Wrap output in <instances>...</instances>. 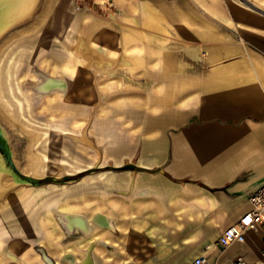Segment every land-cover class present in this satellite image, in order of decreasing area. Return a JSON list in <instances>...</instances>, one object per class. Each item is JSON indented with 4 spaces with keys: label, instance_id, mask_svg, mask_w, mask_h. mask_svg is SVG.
I'll return each instance as SVG.
<instances>
[{
    "label": "crops",
    "instance_id": "crops-1",
    "mask_svg": "<svg viewBox=\"0 0 264 264\" xmlns=\"http://www.w3.org/2000/svg\"><path fill=\"white\" fill-rule=\"evenodd\" d=\"M53 1L43 0L41 10L47 18ZM125 1L128 9L143 12L142 25L173 28L175 49L179 44L197 46L188 58L175 49L152 57L155 44L150 38L144 44L145 53L134 56L135 47L128 45L134 34H120L121 49L133 53L128 58L143 63L136 67L142 70L140 75L133 71L135 67L128 68V72L144 76L145 100L142 109L135 111L142 118L133 116L139 126L127 132L125 148L118 152L111 148L116 169L110 178L100 181L93 175L79 182V196L88 189L110 188L101 206L97 201L89 216L81 209L70 212L61 207L88 222L87 228L72 232L95 237L93 254L86 248L71 264H187L199 254L227 264L237 255L249 264H264V220L257 229L246 232L242 243L222 251L216 245L224 229L250 208L249 197L264 182V0ZM114 2L125 6L124 0ZM64 11V6L59 7L53 20L59 23ZM89 16L71 15L80 34L76 45L91 39L101 27L95 19L84 24ZM129 20L136 22L134 17ZM83 47L77 49L81 54ZM80 57L72 59L79 61ZM152 58L159 59L158 63L152 65ZM63 59L58 77L41 76L31 90L39 94L57 90L64 97L60 105L81 114L80 96L76 94L72 102L68 93L70 87L80 92L84 81L74 78L69 84L64 74L72 59ZM96 61L87 67L100 70ZM45 85H49L45 92L34 90ZM71 120H63L66 135L72 133L66 131ZM98 123L100 127L92 131L97 134L95 141L99 143L101 137L113 144L114 121L105 118ZM74 133L79 140H86L82 128ZM73 143V147L81 145ZM62 144L70 143L65 140ZM38 203L45 205L47 212L41 213L46 223L36 228L51 235L48 227L53 225L51 211L57 201L47 196ZM100 216L106 224L98 221ZM5 259L0 264H11L10 259L20 263L17 257Z\"/></svg>",
    "mask_w": 264,
    "mask_h": 264
},
{
    "label": "rangeland",
    "instance_id": "rangeland-1",
    "mask_svg": "<svg viewBox=\"0 0 264 264\" xmlns=\"http://www.w3.org/2000/svg\"><path fill=\"white\" fill-rule=\"evenodd\" d=\"M126 2L124 0L125 6H121L114 0H54L47 18V13L41 10L43 0H35L25 9L17 11L15 22H8L0 30V164H7L8 159L18 175L36 182L33 185L16 181L18 183L6 195V199L12 197L17 189L26 188L40 190L39 195L51 196L57 201L51 211L53 225L48 227L52 229L51 235L40 228L27 231L17 225V220L6 224L7 229L0 235L5 241L0 246L2 262L8 256L17 257L19 264H71V260L79 258L86 248L93 254L95 237L77 231L66 232L57 214L64 211L61 207L65 206L67 211L79 212L81 209L89 216L95 211L97 201L101 206L110 188L96 192L88 189L79 196V182L93 175L100 181L110 178L111 172L116 169L111 162V148H115L116 152L121 147L125 148L127 132L139 126L134 124L133 118H142V114L135 111L142 109L145 100L144 76H137L142 70L136 69L143 63L128 58L133 53L121 49L119 36L129 32L134 34L135 38L128 39V45L135 47L134 56L145 53L144 44L150 38L155 44L152 57H158L159 51H174L176 46L173 28L156 29L142 25L140 17L143 12L128 9ZM61 6L65 7V11L58 23L53 20V14ZM82 13L91 14L85 17L84 24L95 19L101 23V27L94 30L91 39L83 42L85 51L81 54L77 49L81 50L83 44L74 43L80 34L74 28L71 15L80 16ZM133 17L136 22L129 20ZM196 46L179 44L175 50L188 58L192 47ZM85 55L89 59L80 57ZM66 56L70 59L73 56L81 58L79 61L72 59L64 74L70 85L74 78L84 81L81 93L71 87L68 93L72 102L77 95L80 96L83 101L81 114L75 108H63L60 104L64 97L57 90H50L46 94L31 90L32 84L41 81V76L58 77ZM95 60L100 62V70L87 67ZM158 60L152 58V65ZM129 67H135L133 71L137 75L128 72ZM159 100L157 96V103ZM65 117L72 119L66 128L72 133L67 135L62 129ZM80 118L81 124H77ZM105 118L114 121L116 140L111 145L101 137H98L100 141L97 143V134L92 132L100 127L98 121ZM141 123L140 119V126ZM80 127L86 134L84 141L74 133L81 130ZM65 140L70 144L64 146L62 142ZM74 141L81 145L73 147ZM7 181L13 183L15 179L8 173ZM65 192V196L59 198ZM0 203L1 211L5 201L0 199ZM10 260L9 263L16 264L14 259Z\"/></svg>",
    "mask_w": 264,
    "mask_h": 264
},
{
    "label": "bare ground",
    "instance_id": "bare-ground-1",
    "mask_svg": "<svg viewBox=\"0 0 264 264\" xmlns=\"http://www.w3.org/2000/svg\"><path fill=\"white\" fill-rule=\"evenodd\" d=\"M34 1L35 0H0V30L8 22H15L18 18L17 11L22 8L25 9ZM48 86L49 85H45L39 88L36 86L34 90L38 92H45L47 91ZM1 90L2 86H0V91ZM26 100L29 101L28 98H26ZM7 176V172L0 170V199L5 201V204L1 207L0 211V235L5 232V229H7L6 224L8 222H14L15 220L19 221L17 225L27 231H31L37 226L46 223V221L41 218V213L43 212L46 215L47 209L45 208V205H41L38 202L46 199L47 195L45 197L43 195H39L40 190L19 188L15 191V194L12 195V197L9 196L8 199H6V195L18 183L16 180L13 183H9L7 181ZM58 217L62 220L64 228L68 233L78 227H88V222L77 215L62 211L58 214ZM98 221L102 224L107 223V220L103 216H100ZM0 242H2L0 244V246H2L5 242L4 238L0 237ZM14 243L17 244L16 242ZM86 264H88V262Z\"/></svg>",
    "mask_w": 264,
    "mask_h": 264
},
{
    "label": "built area",
    "instance_id": "built-area-1",
    "mask_svg": "<svg viewBox=\"0 0 264 264\" xmlns=\"http://www.w3.org/2000/svg\"><path fill=\"white\" fill-rule=\"evenodd\" d=\"M250 208L241 217L226 227L216 241L220 251L233 243H242L249 230H255L264 220V182L249 197ZM187 264H227L219 259H210L205 254H199ZM229 264H249L242 255H237Z\"/></svg>",
    "mask_w": 264,
    "mask_h": 264
},
{
    "label": "water",
    "instance_id": "water-1",
    "mask_svg": "<svg viewBox=\"0 0 264 264\" xmlns=\"http://www.w3.org/2000/svg\"><path fill=\"white\" fill-rule=\"evenodd\" d=\"M0 170L9 173L13 179H15L16 181H19L21 183H31L33 185H35V183H36L35 180H33L32 178H27V180L19 178L18 174L13 170V168L8 169V168L4 167V165H2V164H0Z\"/></svg>",
    "mask_w": 264,
    "mask_h": 264
},
{
    "label": "trees",
    "instance_id": "trees-1",
    "mask_svg": "<svg viewBox=\"0 0 264 264\" xmlns=\"http://www.w3.org/2000/svg\"><path fill=\"white\" fill-rule=\"evenodd\" d=\"M1 142H2V140H1ZM2 147V149H5V147H3V146H1ZM4 167H6V168H8V169H11L12 168V165H11V163L9 162V160L7 159V165H4ZM19 176V178H22V179H24V180H27V177H23V176H21V175H18Z\"/></svg>",
    "mask_w": 264,
    "mask_h": 264
},
{
    "label": "flooded vegetation",
    "instance_id": "flooded-vegetation-1",
    "mask_svg": "<svg viewBox=\"0 0 264 264\" xmlns=\"http://www.w3.org/2000/svg\"><path fill=\"white\" fill-rule=\"evenodd\" d=\"M5 158L7 159L6 155H5ZM6 163H7V162H6ZM5 165H7V164H5Z\"/></svg>",
    "mask_w": 264,
    "mask_h": 264
}]
</instances>
